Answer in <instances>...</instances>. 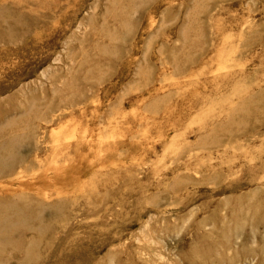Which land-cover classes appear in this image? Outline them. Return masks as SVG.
<instances>
[{"label":"rangeland","instance_id":"374dc122","mask_svg":"<svg viewBox=\"0 0 264 264\" xmlns=\"http://www.w3.org/2000/svg\"><path fill=\"white\" fill-rule=\"evenodd\" d=\"M40 1L0 48L4 131H40L0 264H264V0Z\"/></svg>","mask_w":264,"mask_h":264},{"label":"bare ground","instance_id":"6f19581e","mask_svg":"<svg viewBox=\"0 0 264 264\" xmlns=\"http://www.w3.org/2000/svg\"><path fill=\"white\" fill-rule=\"evenodd\" d=\"M6 1V0H5ZM11 1V0H10ZM133 2H136L137 0H132ZM164 1V0H163ZM143 2V1H142ZM156 2V1H155ZM171 2V1H170ZM169 2V3H170ZM147 3V2H146ZM145 4V3H144ZM154 4V3H153ZM45 6V4H43V1L40 0H13L11 2H4V0H0V48L2 47H10V45L12 43H14V41H16L17 35L22 34L23 32L26 33L27 31H32V29L34 27H41L42 25H44V21H42L43 17L36 14V10L39 9V7L41 6ZM57 5V6H56ZM96 5V4H95ZM159 5V3H158ZM167 5V4H165ZM61 7L58 3H55L54 7ZM26 7H28L26 9ZM47 7V6H46ZM55 7V8H56ZM90 8V6H89ZM93 8V7H92ZM153 8V7H152ZM158 8V7H157ZM163 8V7H162ZM150 10V9H149ZM62 11V10H61ZM158 12V10H157ZM156 12V13H157ZM188 12V11H187ZM135 13V12H134ZM147 13V12H145ZM163 14V13H162ZM94 15V14H93ZM154 15V14H153ZM152 15V16H153ZM95 16V15H94ZM94 16H91L94 17ZM128 16V15H127ZM82 17V16H81ZM80 17V18H81ZM90 17V16H89ZM85 18V17H83ZM88 18V17H87ZM89 20H92V19ZM146 18V17H145ZM85 19V20H88ZM155 19V18H154ZM157 19V17H156ZM151 20H153L151 18ZM82 21V20H81ZM93 21V20H92ZM106 21V20H104ZM148 21V20H147ZM84 22V21H83ZM125 22V21H124ZM124 22L122 23L121 21L119 22L120 24H124ZM153 22V21H152ZM146 23V22H145ZM101 24V23H100ZM148 25V24H147ZM186 25V24H185ZM153 26V25H152ZM29 27V28H28ZM103 27H105V24L103 25ZM221 28V26H219ZM218 27V28H219ZM27 29V31L25 32V29ZM121 28V27H120ZM124 28V27H123ZM147 28V27H146ZM187 28V27H186ZM217 28V27H216ZM143 30V29H142ZM104 31V30H103ZM141 31V30H140ZM139 31V32H140ZM221 31V30H220ZM184 32V30H183ZM217 32V31H216ZM142 33V32H141ZM144 33V32H143ZM218 36H220L221 32H218ZM136 37V36H135ZM139 37V36H138ZM151 37V35H150ZM155 37V36H154ZM137 38V37H136ZM140 38V37H139ZM218 39V38H217ZM135 43V42H134ZM137 43V42H136ZM147 44V43H146ZM139 46V44H138ZM147 46V45H146ZM106 47V46H104ZM5 48V49H6ZM100 51L101 48L103 50V47H99ZM148 49V48H147ZM138 53V49L136 46V50L134 52V55ZM102 54V53H101ZM132 54V53H131ZM145 54V53H144ZM143 54V57L145 56ZM212 54V53H211ZM134 59V58H133ZM132 59V60H133ZM55 61V60H54ZM141 67V66H140ZM139 68V67H138ZM140 69V68H139ZM138 69V70H139ZM46 70V68H45ZM47 71V70H46ZM71 71V68H70ZM69 71V72H70ZM99 71H101L99 69ZM124 74L123 77L125 78V76L128 74L130 71L131 73L133 72L132 67L129 68L128 65H126L123 69ZM122 71V72H123ZM176 71H179L180 73L183 72L182 68H176ZM102 72V71H101ZM104 72V71H103ZM121 72V71H120ZM88 73V72H87ZM121 75V74H120ZM85 79L84 82L88 83V78H87V74L86 76L83 78ZM74 80V79H73ZM72 80V81H73ZM71 81V80H70ZM71 81V82H72ZM76 82V80H75ZM61 83H63L61 81ZM121 83V82H120ZM73 85H76L72 82ZM115 84V83H114ZM132 84V83H131ZM69 86V84H68ZM124 87V86H123ZM59 88V87H57ZM61 88V87H60ZM57 90V89H56ZM55 90V91H56ZM55 93V92H54ZM157 93V92H156ZM75 99V98H74ZM68 99L64 98L61 99V102L59 103V105L62 102H65L67 104H70L69 106L71 107H75L76 105H79L77 101H67ZM74 109V108H72ZM29 108L27 109V113L29 112ZM63 111V110H62ZM60 113H63V112ZM68 111V110H67ZM56 114V113H55ZM60 116V115H59ZM17 117V116H16ZM31 119V118H30ZM54 120V119H53ZM75 120V118L73 119ZM72 120V121H73ZM8 123V122H7ZM11 123L16 124V121H11ZM6 121H4V117H2V119H0V179L4 176L10 175L17 166L19 165H23V164H27V162L29 164H31L34 161V157H30L32 156V152L34 151L33 149L36 147V144L39 142L40 139V135H39V127L34 126L33 122L30 123V121L27 123V125L22 126V128L24 127H31L30 132H28L25 136L18 134L15 131H4V127H6ZM8 126V125H7ZM60 127V126H59ZM58 127V128H59ZM48 129V128H47ZM45 136V131L42 132ZM9 154V155H8ZM37 155V154H36ZM28 157H30V160L28 161ZM38 157V156H37ZM40 159V157H38ZM7 194L4 195H0V214L1 213H12V215L14 216H18L22 214L23 208L26 207L24 201H26V199L22 198L20 200H14L12 199V195H10L8 193V191L6 192ZM37 204V206H32L29 207L28 209L34 211L37 213V216H43L46 213H48L50 211V209L52 208H57L60 207L62 204L57 202L54 204H50L48 206L46 205H41ZM43 206V207H40ZM30 214H24L22 215V217H25V219L29 218ZM33 215V214H31ZM4 222H0V225H2ZM0 232H4L5 234H7L9 231H1Z\"/></svg>","mask_w":264,"mask_h":264}]
</instances>
